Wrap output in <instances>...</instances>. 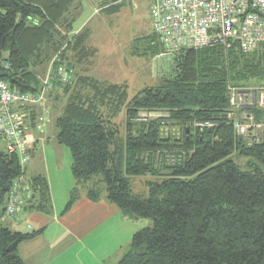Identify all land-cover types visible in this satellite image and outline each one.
Returning a JSON list of instances; mask_svg holds the SVG:
<instances>
[{
  "label": "trees",
  "instance_id": "trees-1",
  "mask_svg": "<svg viewBox=\"0 0 264 264\" xmlns=\"http://www.w3.org/2000/svg\"><path fill=\"white\" fill-rule=\"evenodd\" d=\"M76 1L0 0V79L17 91L31 93L41 88L36 67L46 65L43 75L56 57L54 68L65 64L72 69L70 82L54 79L44 96L46 103L54 91L68 95L55 118V139L70 151L72 176L78 183L92 182L86 192L91 200L100 199L98 184L104 183L105 198L125 216L151 219L150 227L133 233L116 264H264V127L259 139L253 137L247 145L228 118L230 111L236 117L246 112L253 121H264L259 107L233 110L228 102L231 87L264 85V44L246 53L235 43L229 49L211 45L168 50L174 59L172 75L129 97L126 84L77 76L76 64L95 51L85 45L87 28L72 29ZM107 2L103 6L109 13L118 12L122 5ZM146 37L153 54L165 53L154 31ZM122 108L126 131L120 137L113 117ZM145 111L168 117L133 121ZM45 114L49 116V109ZM202 121L215 124L210 129L193 126ZM161 125L177 127L179 135H162L165 126ZM169 151L182 152V161L167 164L163 158ZM233 154L245 158L244 169ZM23 172L19 156L8 153L4 145L0 149V264H25L18 245L40 232L13 231L1 223L9 189ZM148 176L153 179L146 180V193H134L130 179ZM33 187L46 203L45 180L35 177ZM77 193L73 189L64 210Z\"/></svg>",
  "mask_w": 264,
  "mask_h": 264
},
{
  "label": "built area",
  "instance_id": "built-area-1",
  "mask_svg": "<svg viewBox=\"0 0 264 264\" xmlns=\"http://www.w3.org/2000/svg\"><path fill=\"white\" fill-rule=\"evenodd\" d=\"M149 3L152 31L161 38L167 50L199 49L211 45H222L229 49L235 43L242 53H246L264 44V0H149ZM55 59L49 63L37 92L17 91L0 79V138L8 153L19 156L22 168L30 160L23 109L35 104L42 105L45 94L53 88L54 79L64 84L70 82L72 77V69L65 64L57 69L53 67ZM229 90L228 102L233 110L254 105L264 111V86L257 89L231 87ZM160 116L168 117L159 111H145L137 114L134 120L145 121ZM228 118L233 120L235 134L243 138L247 145L250 144L249 139H259L258 132L264 127L263 120L255 122L246 112L236 117L232 111L228 112ZM214 124L212 121H202L195 122L193 126L210 129ZM169 132L176 137L179 135L177 127L170 129L166 126L161 134L166 136ZM182 158V152L165 153L168 164H179ZM9 190L4 216L13 218L18 215L22 198H29L31 193L27 187H21L19 178Z\"/></svg>",
  "mask_w": 264,
  "mask_h": 264
},
{
  "label": "crops",
  "instance_id": "crops-1",
  "mask_svg": "<svg viewBox=\"0 0 264 264\" xmlns=\"http://www.w3.org/2000/svg\"><path fill=\"white\" fill-rule=\"evenodd\" d=\"M86 63L88 62L82 61L76 64L77 76H86L87 68H83ZM54 92L48 95L46 103L31 105L23 110L24 133L30 160L24 165L23 175L19 179L21 187H27L31 196L22 198L16 217H5L2 221L8 220L6 226L13 231L25 233L40 229L37 236L28 238L18 245L19 256L25 264H109L118 251L117 226L123 227L125 231L128 227L134 232L135 226L129 223L134 219L125 216L116 205L105 198V194L98 200L88 198L86 192L92 182L78 183L74 176L68 178L61 170L55 168L51 170L46 166L48 155L44 144H50L47 129L50 124L55 127V116L62 113L67 99ZM44 105L49 109V116L44 112L48 110ZM53 138L55 142L51 147L55 156L56 154L59 156L62 153V149H59L62 144L56 142L55 136ZM38 148L41 158L34 153ZM71 161L68 164L70 172ZM37 176L47 183L49 191L46 203L41 192L33 187L34 178ZM75 188L78 190L77 197L70 207L64 210ZM58 197L62 201L56 203L55 199ZM35 204H44L45 207L33 208L32 205ZM58 204L61 208H58ZM126 237L128 240L129 235Z\"/></svg>",
  "mask_w": 264,
  "mask_h": 264
},
{
  "label": "rangeland",
  "instance_id": "rangeland-1",
  "mask_svg": "<svg viewBox=\"0 0 264 264\" xmlns=\"http://www.w3.org/2000/svg\"><path fill=\"white\" fill-rule=\"evenodd\" d=\"M104 1L106 0H77L72 8V13L74 12L72 29H74V32H78L81 29L87 28L88 36L85 45L95 51L93 56L86 59L88 63L83 66L84 69L87 68L85 75L106 84H126L129 97H133L135 93L145 86H155L162 78L172 75L174 72L172 52L165 49V53L155 55L147 48L150 42L146 36L152 33V25L149 18V0H107V4H110L112 1L122 4L116 13L107 12V9L105 10L103 6ZM137 52L139 53L137 54ZM45 66L43 64L40 67H36L35 70L38 74H42ZM39 76L43 78V75ZM74 80L75 77L73 78V82ZM262 86L264 85L246 84L243 88L249 87L257 89V87ZM67 96H62L60 93V97H63V99L68 98ZM113 121L117 125L118 134L120 137H123L126 131L125 108H122L113 117ZM146 121L148 120H140L138 123H145ZM55 131L56 127L50 124L47 129L50 144H44L48 155L45 164L49 169H59L62 174H66V177L70 178L71 176L73 178L68 165L71 161V154L69 153L68 147L61 145L59 149H62V153L59 156L56 154L58 157L55 156L51 147L54 144L53 142H55L53 138L56 133ZM2 148H4L3 140L0 139V149ZM39 152V148L34 150V153L38 155L37 157L41 158ZM231 157L239 163L241 169L245 168V158L235 157L234 154ZM163 159L168 164L165 158ZM39 164L41 165L40 160ZM150 178L152 177L131 178L130 184L132 185V191L136 194L146 193V180ZM67 183L68 181L65 183V186ZM98 187L101 189V195L105 194L104 183L98 184ZM55 200L56 203L62 201L60 197ZM58 208H61L60 204H58ZM7 223L8 220L2 221L3 225ZM129 223L135 226L136 229H134V232L128 227L126 231L119 225L116 228L118 251L111 258L112 260L109 261V264L117 263L128 250L129 241L133 233L140 228L150 227L151 219L138 218ZM127 234L129 235L128 240L126 237Z\"/></svg>",
  "mask_w": 264,
  "mask_h": 264
}]
</instances>
